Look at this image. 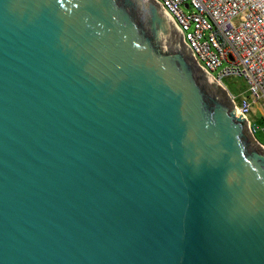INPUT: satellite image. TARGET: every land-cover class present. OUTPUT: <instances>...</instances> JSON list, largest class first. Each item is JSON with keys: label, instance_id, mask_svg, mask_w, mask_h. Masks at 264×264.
Masks as SVG:
<instances>
[{"label": "water", "instance_id": "1", "mask_svg": "<svg viewBox=\"0 0 264 264\" xmlns=\"http://www.w3.org/2000/svg\"><path fill=\"white\" fill-rule=\"evenodd\" d=\"M0 264H264V145L156 0H0Z\"/></svg>", "mask_w": 264, "mask_h": 264}, {"label": "built area", "instance_id": "2", "mask_svg": "<svg viewBox=\"0 0 264 264\" xmlns=\"http://www.w3.org/2000/svg\"><path fill=\"white\" fill-rule=\"evenodd\" d=\"M156 1L182 30L198 64L226 89L253 136L249 113L258 104L264 131V0ZM229 75L245 81L239 99L223 82Z\"/></svg>", "mask_w": 264, "mask_h": 264}, {"label": "rangeland", "instance_id": "3", "mask_svg": "<svg viewBox=\"0 0 264 264\" xmlns=\"http://www.w3.org/2000/svg\"><path fill=\"white\" fill-rule=\"evenodd\" d=\"M223 82L227 85L229 90L234 93L236 98L244 93L246 84L242 77L236 75H229L223 78ZM249 118L252 121V128L254 136L264 145V131L262 130L263 119L260 115L259 106L254 103L249 113Z\"/></svg>", "mask_w": 264, "mask_h": 264}]
</instances>
